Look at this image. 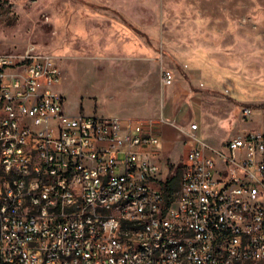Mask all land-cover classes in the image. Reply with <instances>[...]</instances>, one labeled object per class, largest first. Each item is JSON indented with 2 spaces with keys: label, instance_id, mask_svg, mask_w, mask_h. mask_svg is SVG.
<instances>
[{
  "label": "built area",
  "instance_id": "obj_1",
  "mask_svg": "<svg viewBox=\"0 0 264 264\" xmlns=\"http://www.w3.org/2000/svg\"><path fill=\"white\" fill-rule=\"evenodd\" d=\"M61 82L57 57L0 55V264H264V132L215 147L189 124L169 197L166 118L70 114Z\"/></svg>",
  "mask_w": 264,
  "mask_h": 264
},
{
  "label": "rangeland",
  "instance_id": "obj_2",
  "mask_svg": "<svg viewBox=\"0 0 264 264\" xmlns=\"http://www.w3.org/2000/svg\"><path fill=\"white\" fill-rule=\"evenodd\" d=\"M29 49L59 59L70 114L164 116L173 176L189 124L215 147L264 129V0H0V55Z\"/></svg>",
  "mask_w": 264,
  "mask_h": 264
},
{
  "label": "bare ground",
  "instance_id": "obj_3",
  "mask_svg": "<svg viewBox=\"0 0 264 264\" xmlns=\"http://www.w3.org/2000/svg\"><path fill=\"white\" fill-rule=\"evenodd\" d=\"M15 175H25V168H15ZM36 163H29L28 174L22 177V185H35ZM122 205H135V198H122ZM35 238H42V230H35ZM170 247H179V240L170 239ZM138 250H152V242H138Z\"/></svg>",
  "mask_w": 264,
  "mask_h": 264
},
{
  "label": "trees",
  "instance_id": "obj_4",
  "mask_svg": "<svg viewBox=\"0 0 264 264\" xmlns=\"http://www.w3.org/2000/svg\"><path fill=\"white\" fill-rule=\"evenodd\" d=\"M181 167L177 170L176 174L169 180L167 184V193L168 196L170 197L172 195V192L176 190L179 186L180 182V176H181Z\"/></svg>",
  "mask_w": 264,
  "mask_h": 264
},
{
  "label": "crops",
  "instance_id": "obj_5",
  "mask_svg": "<svg viewBox=\"0 0 264 264\" xmlns=\"http://www.w3.org/2000/svg\"><path fill=\"white\" fill-rule=\"evenodd\" d=\"M169 125V124H168ZM168 125L165 126L164 128V136H165V143L167 141V137H166V129L168 128ZM254 131H257V132H264V129H258V130H254Z\"/></svg>",
  "mask_w": 264,
  "mask_h": 264
}]
</instances>
